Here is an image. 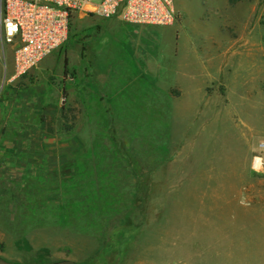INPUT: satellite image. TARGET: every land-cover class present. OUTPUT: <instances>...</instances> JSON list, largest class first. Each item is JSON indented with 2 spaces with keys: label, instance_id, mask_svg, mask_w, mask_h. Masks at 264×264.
<instances>
[{
  "label": "rangeland",
  "instance_id": "rangeland-1",
  "mask_svg": "<svg viewBox=\"0 0 264 264\" xmlns=\"http://www.w3.org/2000/svg\"><path fill=\"white\" fill-rule=\"evenodd\" d=\"M172 2L174 24L143 27L163 61L125 95L124 116L105 84L138 78L113 61L105 19L74 17L14 79L16 42L0 43V142L34 159L13 189L27 263L264 264V209L250 208L264 207V173L251 169L264 142V0ZM69 253L77 262L58 261Z\"/></svg>",
  "mask_w": 264,
  "mask_h": 264
},
{
  "label": "built area",
  "instance_id": "built-area-1",
  "mask_svg": "<svg viewBox=\"0 0 264 264\" xmlns=\"http://www.w3.org/2000/svg\"><path fill=\"white\" fill-rule=\"evenodd\" d=\"M78 16H118L126 24L153 26L172 25L177 17L172 0H0V43L16 42L11 79L58 48ZM251 169L264 173V142L252 156Z\"/></svg>",
  "mask_w": 264,
  "mask_h": 264
},
{
  "label": "crops",
  "instance_id": "crops-1",
  "mask_svg": "<svg viewBox=\"0 0 264 264\" xmlns=\"http://www.w3.org/2000/svg\"><path fill=\"white\" fill-rule=\"evenodd\" d=\"M105 20L109 25H115L112 35L113 40L110 46L113 61L120 60L119 62H121V65H118V67L123 70H133L134 75L138 78L137 80L135 79V85L129 84V77H122L121 79L115 77L105 84L107 93L111 95L110 98L112 101L117 100V96L119 94L121 95L122 103L119 110L122 111L121 115L124 116L127 115V113L124 112L126 109V103H124L126 98L125 95L132 90L144 92L141 84L148 82L151 77L150 75L155 76L157 74L158 70L161 68L163 53H159L157 47L149 48L148 44H144L145 39L141 33L145 25L126 24L118 16ZM150 46L154 45L151 44ZM84 84L86 83H81V85ZM95 84L92 82L89 83L91 89L94 90ZM92 85H94V87H92ZM174 85L177 86L180 94L178 85ZM117 107H119V105H117ZM109 111L111 110H108V112ZM9 144L10 143L0 142V264H9L7 261H15L20 264H33L27 263V261L31 259L25 256L26 252L19 251L17 248L19 229L28 228V222L19 221L17 219L16 214L18 210L17 206H14L15 204L13 203L16 197V191L13 189L18 187L19 180H27L28 174H32L34 159L29 157L19 158L16 153L12 154L11 150H6L9 149L12 142L10 145ZM252 207L264 209V207L261 206H251L250 208ZM86 243L91 244L92 242L89 240V242ZM17 253H20L19 257L16 255ZM58 261L75 263L77 262V257L70 253L61 254L58 257ZM107 261H109V259ZM133 262H135L133 264H136V261Z\"/></svg>",
  "mask_w": 264,
  "mask_h": 264
},
{
  "label": "trees",
  "instance_id": "trees-1",
  "mask_svg": "<svg viewBox=\"0 0 264 264\" xmlns=\"http://www.w3.org/2000/svg\"><path fill=\"white\" fill-rule=\"evenodd\" d=\"M70 26V25H69Z\"/></svg>",
  "mask_w": 264,
  "mask_h": 264
}]
</instances>
